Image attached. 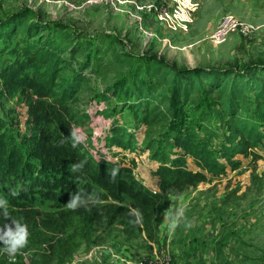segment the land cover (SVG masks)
Segmentation results:
<instances>
[{
  "label": "rangeland",
  "instance_id": "rangeland-1",
  "mask_svg": "<svg viewBox=\"0 0 264 264\" xmlns=\"http://www.w3.org/2000/svg\"><path fill=\"white\" fill-rule=\"evenodd\" d=\"M160 2L118 0L113 7L107 0L97 4L0 0V21L28 9L33 18L59 22L72 32L70 37L80 34L86 47L101 35L116 39L88 76V83L75 94L76 101L70 105L75 118L67 126L71 135L74 130L81 137L79 143L96 159L95 164L102 157L114 166L115 174L111 172L108 180L107 176L88 177L68 162L63 168L67 175L60 182L31 189L0 165V198L8 202L9 213L5 216L0 209V236L6 230L4 224L14 229L12 222L17 220L29 231L27 243L14 259L0 251V264H260L264 257V151L235 154L232 161L239 162L237 168L221 161L222 168L214 172L190 158L175 162L177 150L164 145L168 121L142 122L141 115L117 94L129 62L142 54L160 56L180 67H239L264 61V0H200L186 34L153 23L154 11L148 7ZM225 14L253 29L246 36L234 33L213 46L209 34ZM144 29L152 34L150 38L142 33ZM86 47L82 50L87 51ZM83 53L63 71L65 79L80 69ZM1 83L0 77V119L25 151L23 141L35 133L34 124L21 102V89L4 92ZM183 113V130L205 139L207 148L216 153L227 126L217 119L202 122L188 106ZM115 125L124 131V139L107 147ZM47 129L62 134L56 124ZM184 174L189 184L180 187L186 182ZM118 182L126 192H118ZM164 190L170 191L167 207L157 213L147 211L142 221L135 207H143L147 197L161 201ZM73 197L75 208L67 206ZM4 247L0 240V249Z\"/></svg>",
  "mask_w": 264,
  "mask_h": 264
},
{
  "label": "trees",
  "instance_id": "trees-1",
  "mask_svg": "<svg viewBox=\"0 0 264 264\" xmlns=\"http://www.w3.org/2000/svg\"><path fill=\"white\" fill-rule=\"evenodd\" d=\"M71 33L59 22L33 18L28 9H20L0 21V56L4 58L0 65L1 89H21V102L35 132L24 138L23 151L0 119V165L31 189L60 182L67 175L63 168L68 162L79 165L88 177L107 176L106 180L114 169L102 157L95 164L96 159L79 142L73 146L67 126L75 118L70 109L76 101L75 94L82 84L88 83V76L94 74L102 55L109 52L116 39L101 35L93 44L86 43V47L79 40L80 34L70 37ZM81 53L84 63L65 79L63 71ZM121 84L118 98L136 110L142 122L156 123L163 118L168 121L164 145L177 150L175 162L190 158L214 172L222 168L221 161L237 168L239 162L232 161L235 154L255 152L258 148L264 151V61L239 67H180L160 56L142 54L129 62ZM185 106L202 122L217 119L227 126L216 153L207 148L205 139L195 137L190 129L183 130ZM51 124L61 126L60 136L50 133L47 127ZM110 135L107 147L117 146L119 139H124V131L118 125L110 129ZM169 137L172 141H168ZM184 176L186 182L180 187L189 184V177ZM116 188L126 192L121 182ZM169 193L164 190L161 201L147 197L143 207L136 206L141 220L149 210H164ZM260 264H264V257Z\"/></svg>",
  "mask_w": 264,
  "mask_h": 264
},
{
  "label": "built area",
  "instance_id": "built-area-1",
  "mask_svg": "<svg viewBox=\"0 0 264 264\" xmlns=\"http://www.w3.org/2000/svg\"><path fill=\"white\" fill-rule=\"evenodd\" d=\"M104 0H90V3H101ZM113 7H116L115 2L118 0H107ZM200 0H161L159 5H151L148 9L154 11V24L168 27L173 30H178L182 34H186L189 30L194 16L200 9ZM143 7L138 8L142 10ZM252 26L242 21L238 17L225 14L217 22L216 26L209 34V43L213 46H218L223 43L234 33L239 32L243 36L248 35L252 31ZM148 38L152 34L144 29L142 31Z\"/></svg>",
  "mask_w": 264,
  "mask_h": 264
},
{
  "label": "clouds",
  "instance_id": "clouds-1",
  "mask_svg": "<svg viewBox=\"0 0 264 264\" xmlns=\"http://www.w3.org/2000/svg\"><path fill=\"white\" fill-rule=\"evenodd\" d=\"M73 136V146L81 140V137L76 134V132L72 131ZM79 167V165H73V168ZM116 169H113V174H115ZM8 202L0 198V209H3V214L8 216L7 210ZM68 207L75 208L76 207V197H73L67 204ZM12 224L15 225L13 229L8 224H4V228L6 229L2 236H0V240L4 241L5 247L0 249V251H5L9 254L10 258L14 259V254L17 250L23 247L27 243V238L29 236L28 226L20 221H13ZM6 237V239H5Z\"/></svg>",
  "mask_w": 264,
  "mask_h": 264
}]
</instances>
